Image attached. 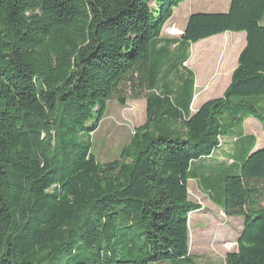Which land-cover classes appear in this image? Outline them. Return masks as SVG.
<instances>
[{
    "label": "trees",
    "instance_id": "obj_1",
    "mask_svg": "<svg viewBox=\"0 0 264 264\" xmlns=\"http://www.w3.org/2000/svg\"><path fill=\"white\" fill-rule=\"evenodd\" d=\"M185 1L0 0V264H197L190 180L243 219L225 264H264V148L233 173L195 167L228 155L245 120L264 126V0L195 13L163 39ZM226 33L246 47L224 95L195 112L190 47ZM176 52L163 74L158 57ZM125 85L146 122L101 164L92 133Z\"/></svg>",
    "mask_w": 264,
    "mask_h": 264
},
{
    "label": "rangeland",
    "instance_id": "obj_2",
    "mask_svg": "<svg viewBox=\"0 0 264 264\" xmlns=\"http://www.w3.org/2000/svg\"><path fill=\"white\" fill-rule=\"evenodd\" d=\"M176 9L173 19L187 18L191 13L186 9L190 6L191 11L202 10L205 4H195L193 0H188ZM204 1V0H203ZM210 2L216 0H209ZM206 12V11H204ZM170 21L164 29V37L180 36L172 35L171 29L176 28V23L182 26V22ZM264 23V22H263ZM177 30V29H176ZM183 52H176L165 59L163 55L158 57L159 65L163 62V74L171 66L179 64V57ZM160 70V67H158ZM182 70V69H181ZM203 83V82H201ZM198 83L197 100L198 103L205 101L210 97L218 96L222 93L226 84L209 85L208 83ZM189 86V83L186 84ZM209 86H211L209 88ZM218 88L216 94L213 88ZM209 88V89H208ZM140 92V90H138ZM144 93V92H143ZM122 99L123 101H120ZM146 99L137 98L132 92L130 85H125L120 92L108 102L107 113L104 120L92 133V153L101 164L109 163L120 159L122 150L127 147L135 135V131L146 122ZM258 129V128H257ZM259 135H264V128ZM255 135V134H254ZM256 136V135H255ZM232 145V136H227L226 148ZM217 176V174H215ZM190 200L200 208L190 217V254L197 264H225V258L228 253L237 251V240L240 232L243 230L242 219L239 217L229 218L217 208L212 201L199 190L194 182L189 183ZM156 264H186L184 262L166 261Z\"/></svg>",
    "mask_w": 264,
    "mask_h": 264
},
{
    "label": "crops",
    "instance_id": "obj_3",
    "mask_svg": "<svg viewBox=\"0 0 264 264\" xmlns=\"http://www.w3.org/2000/svg\"><path fill=\"white\" fill-rule=\"evenodd\" d=\"M195 4H205V8L202 7V10H194L193 12L190 9V6L186 9L190 11V15L183 20L173 19L182 22V26H179L178 22L176 23L177 33L180 32L178 38L175 37H164L166 40H178L183 35L188 20L191 15L195 13H228L230 10L232 0H216L210 2L209 0H193ZM188 4V0L185 1ZM184 4V3H183ZM176 11V10H175ZM206 11V12H204ZM176 13V12H175ZM174 13V14H175ZM172 20V21H173ZM264 22V20H263ZM262 22V25L264 23ZM176 32L171 31L172 35H176ZM164 33V32H163ZM246 47V34L245 33H226L218 35L206 40H203L197 44L191 45L190 47V58L186 62L185 66L194 73L195 76V90L196 96L192 105L193 111H197L202 105L212 99L220 98L224 95L227 88L231 84L233 74L238 67L239 57ZM203 82V83H201ZM198 83L204 84L208 83L209 85L218 84L219 86L223 83L226 84L222 90V93L215 97H210L205 101L198 103L197 100V89ZM211 86H209L210 88ZM208 88V89H209ZM218 88L214 87L212 91L216 94ZM240 130H236V138L233 140L232 151L218 160L212 163H197L195 164L196 168H207L211 166L210 170H214L216 173L218 170L222 169L221 174L233 173L236 169L239 168L243 157L249 151V149L254 147V151L264 148V135H259L264 126L255 119H247L240 125ZM258 128V129H257ZM256 136H255V135ZM208 175L204 174L203 179ZM194 182L200 191L205 194L212 203L221 210V208L213 200L212 192L208 191L199 180H190L189 183ZM222 212V210H221ZM236 218V217H235ZM242 219V218H240ZM243 225V219H242Z\"/></svg>",
    "mask_w": 264,
    "mask_h": 264
},
{
    "label": "bare ground",
    "instance_id": "obj_4",
    "mask_svg": "<svg viewBox=\"0 0 264 264\" xmlns=\"http://www.w3.org/2000/svg\"><path fill=\"white\" fill-rule=\"evenodd\" d=\"M170 31L176 32V30H175V29H173V30L171 29Z\"/></svg>",
    "mask_w": 264,
    "mask_h": 264
}]
</instances>
